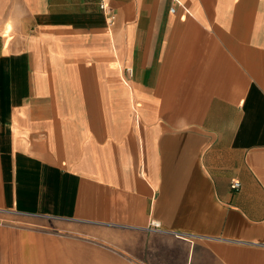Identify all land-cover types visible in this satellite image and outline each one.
Listing matches in <instances>:
<instances>
[{"label": "crops", "instance_id": "crops-1", "mask_svg": "<svg viewBox=\"0 0 264 264\" xmlns=\"http://www.w3.org/2000/svg\"><path fill=\"white\" fill-rule=\"evenodd\" d=\"M0 214V264H264V0H0Z\"/></svg>", "mask_w": 264, "mask_h": 264}, {"label": "rangeland", "instance_id": "rangeland-1", "mask_svg": "<svg viewBox=\"0 0 264 264\" xmlns=\"http://www.w3.org/2000/svg\"><path fill=\"white\" fill-rule=\"evenodd\" d=\"M27 219L21 215H4L0 214V233L1 229L4 227V225H10L13 226L12 230L13 231H20L21 229L25 228L27 225Z\"/></svg>", "mask_w": 264, "mask_h": 264}, {"label": "built area", "instance_id": "built-area-1", "mask_svg": "<svg viewBox=\"0 0 264 264\" xmlns=\"http://www.w3.org/2000/svg\"><path fill=\"white\" fill-rule=\"evenodd\" d=\"M100 6L103 10L106 9L105 5H103V4H101ZM171 10H173V8H171ZM107 17H108V21L111 22L113 19V15L109 12V13H107ZM127 71H129V70L127 69ZM230 186L232 189H238L240 187V182L238 180H233L231 182ZM154 226H158L157 223H154Z\"/></svg>", "mask_w": 264, "mask_h": 264}]
</instances>
